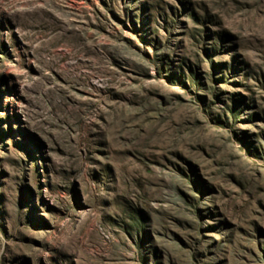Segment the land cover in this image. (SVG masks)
I'll use <instances>...</instances> for the list:
<instances>
[{
  "label": "rangeland",
  "instance_id": "1",
  "mask_svg": "<svg viewBox=\"0 0 264 264\" xmlns=\"http://www.w3.org/2000/svg\"><path fill=\"white\" fill-rule=\"evenodd\" d=\"M0 264H264V0H0Z\"/></svg>",
  "mask_w": 264,
  "mask_h": 264
}]
</instances>
